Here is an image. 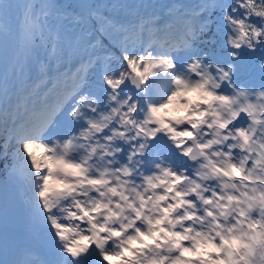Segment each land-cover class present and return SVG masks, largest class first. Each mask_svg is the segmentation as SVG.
Masks as SVG:
<instances>
[{
    "label": "snow or ice",
    "instance_id": "1",
    "mask_svg": "<svg viewBox=\"0 0 264 264\" xmlns=\"http://www.w3.org/2000/svg\"><path fill=\"white\" fill-rule=\"evenodd\" d=\"M0 264H264V0H0Z\"/></svg>",
    "mask_w": 264,
    "mask_h": 264
}]
</instances>
